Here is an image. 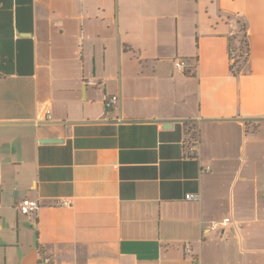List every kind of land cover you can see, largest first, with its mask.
<instances>
[{"label": "crops", "instance_id": "obj_1", "mask_svg": "<svg viewBox=\"0 0 264 264\" xmlns=\"http://www.w3.org/2000/svg\"><path fill=\"white\" fill-rule=\"evenodd\" d=\"M45 259L264 264V0H0V264Z\"/></svg>", "mask_w": 264, "mask_h": 264}, {"label": "built area", "instance_id": "obj_2", "mask_svg": "<svg viewBox=\"0 0 264 264\" xmlns=\"http://www.w3.org/2000/svg\"><path fill=\"white\" fill-rule=\"evenodd\" d=\"M235 59H236L235 53H231V62H234ZM176 67L179 70L187 71L186 70V68H187L186 67V61L183 59H180L176 62ZM187 72L191 73L193 71L190 70ZM119 100H120L119 95L114 94L105 100V107L107 109L117 108ZM47 113H48L49 117H51L50 111H47ZM186 143H187V147L189 148V150L191 152L190 154L194 155L196 157L197 146H198V135H197V130L195 129V127H191V126L187 127ZM207 169L209 170L210 167H206V170ZM185 197L187 199H190V200H199L200 194L199 193H187ZM53 205L54 206H70L71 201L69 199H65V198H56L53 201ZM40 206H41V203L38 199L27 197L20 202L19 211L21 212V214H23L29 218H32ZM230 223H231L230 217H225L222 221L212 222L211 227L216 229V228H219L221 226H223V227L227 226ZM43 262H44L43 264H49L50 260L45 259V261H43Z\"/></svg>", "mask_w": 264, "mask_h": 264}, {"label": "trees", "instance_id": "obj_3", "mask_svg": "<svg viewBox=\"0 0 264 264\" xmlns=\"http://www.w3.org/2000/svg\"><path fill=\"white\" fill-rule=\"evenodd\" d=\"M240 31L230 38V55L235 53L236 59L231 62V69L235 74H239L242 62L248 60L250 56V45L248 40L247 24L239 21Z\"/></svg>", "mask_w": 264, "mask_h": 264}]
</instances>
